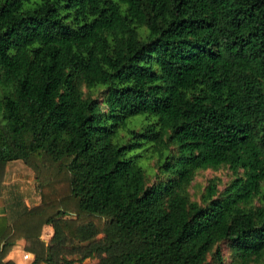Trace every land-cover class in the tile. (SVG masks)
Here are the masks:
<instances>
[{"label":"trees","instance_id":"16d2710c","mask_svg":"<svg viewBox=\"0 0 264 264\" xmlns=\"http://www.w3.org/2000/svg\"><path fill=\"white\" fill-rule=\"evenodd\" d=\"M0 162V264H264V0H0Z\"/></svg>","mask_w":264,"mask_h":264},{"label":"rangeland","instance_id":"374dc122","mask_svg":"<svg viewBox=\"0 0 264 264\" xmlns=\"http://www.w3.org/2000/svg\"><path fill=\"white\" fill-rule=\"evenodd\" d=\"M147 146H144L140 151V158L141 161L144 163L145 166H147V161L144 158V156L148 153L147 151ZM149 167V166H147ZM25 170H22V167L20 165H16L13 166L12 164L7 163L5 170L0 174V179H2V182H15L17 184H19L20 188L22 189V192H28L31 195V198H29V196H26L25 201L30 202V204H34L35 202H37V197H36V193L33 189H35V184L33 183L31 177L25 173ZM51 228V227H50ZM52 234V228L46 231L44 229V226L41 229V239L44 240L45 242L48 241V239L50 238ZM23 252H26L24 250V248L21 250V255L23 254ZM33 258V257H32ZM31 259L29 260H24L21 259L20 264H29Z\"/></svg>","mask_w":264,"mask_h":264},{"label":"crops","instance_id":"0c3cea01","mask_svg":"<svg viewBox=\"0 0 264 264\" xmlns=\"http://www.w3.org/2000/svg\"><path fill=\"white\" fill-rule=\"evenodd\" d=\"M6 162H0V174L2 173L3 175V172L5 170V167H6ZM0 182H2V179H0ZM26 203L30 206V202H27ZM5 214V208L3 206L0 205V215H4ZM44 229L47 231L49 229L50 231V226L48 225H44ZM24 248V241L23 240H19L12 248V250L7 254L6 256V260L7 259H10V260H13L15 262V264H20V261L22 258V255H21V250Z\"/></svg>","mask_w":264,"mask_h":264},{"label":"built area","instance_id":"2783aa9c","mask_svg":"<svg viewBox=\"0 0 264 264\" xmlns=\"http://www.w3.org/2000/svg\"><path fill=\"white\" fill-rule=\"evenodd\" d=\"M32 254L31 253H29V252H23V254H22V258L24 259V260H29V259H32Z\"/></svg>","mask_w":264,"mask_h":264}]
</instances>
